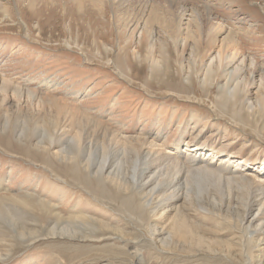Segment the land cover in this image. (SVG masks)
<instances>
[{"label":"rangeland","instance_id":"1","mask_svg":"<svg viewBox=\"0 0 264 264\" xmlns=\"http://www.w3.org/2000/svg\"><path fill=\"white\" fill-rule=\"evenodd\" d=\"M92 1L0 0V264H240L222 253L226 246L244 258L261 251L264 261V241L249 245L237 227L243 220L251 232L264 230V214L257 212L262 198L254 197L257 206L241 213L250 186L224 200L220 216L188 204L181 193L175 202L170 197L171 207H161L166 215L159 226L167 228L180 209L189 217L185 229L209 238L215 251L190 246L185 234L188 249L166 252L150 240L142 222L152 219L134 189L124 192L82 169L87 153L77 163L53 156L66 145L74 151L68 137L81 131L83 143L93 142L90 161L98 165L94 145L118 128L132 139L158 137L166 151L174 152L176 145L185 163L186 148L201 144L202 164L254 179L262 187L253 189L259 194L264 189V0H183L186 12L172 26L182 29L179 34L168 27L176 16L161 0ZM149 1L160 10L147 40L143 25L134 29L128 20L135 5L145 17L143 5ZM191 6L199 11L200 27L191 21ZM216 26L224 33L217 38ZM230 31L238 53L228 49L219 55V42ZM3 82L9 89H2ZM42 130H55L57 144L45 147ZM189 183L198 190L192 179ZM152 187L147 181L145 192ZM217 190L212 182L205 188L210 196ZM168 195L160 191L155 197ZM74 215L121 225L127 236L80 223ZM53 227L78 236L93 230L95 238L48 235Z\"/></svg>","mask_w":264,"mask_h":264},{"label":"bare ground","instance_id":"2","mask_svg":"<svg viewBox=\"0 0 264 264\" xmlns=\"http://www.w3.org/2000/svg\"><path fill=\"white\" fill-rule=\"evenodd\" d=\"M161 1L166 7L170 8V12H173L176 16L172 23H168V27L171 28L175 24L177 16H184L186 12V9L181 7L180 4L183 5L185 3L187 4L188 2L183 0H176L175 3L177 5L173 6L172 0ZM75 2L80 3V0H75ZM92 2L97 4L99 8L102 5L100 1ZM123 3H125V0H120L119 5H122ZM30 7H32L31 4ZM158 8L159 7H157V4H155V2L150 3L149 1V3L143 5V9L145 11L147 10V15L143 17V12L139 9L138 5H135L133 9H131L133 14H131L132 18L130 17L131 19L129 18L128 20V25L132 24L134 26V29H137L138 27L140 28V24H142V31L146 39L149 40L150 35L152 34V24L155 22L154 16ZM194 8L195 7L191 6V21L195 22L196 26L200 27L201 23L198 21L199 11ZM207 9L210 12V7H207ZM134 12H136V16ZM209 12H204V14H209ZM186 23H188V20H186ZM181 25H179V27ZM172 28L173 30H176L178 34L182 30L178 29L177 26ZM187 30L188 29H186V31ZM220 34H224L221 27H214L213 35L217 38V36ZM214 41L216 42V39H214ZM228 49L235 50L234 55L238 53L239 50L238 45L234 40V33L231 31L229 33H226L222 40L219 42L218 54H223ZM235 57L231 58L229 63L233 62L235 60ZM2 89H9V83L3 82ZM17 89L19 90L18 87ZM5 119L9 120V117L6 114ZM54 131L55 130H52L50 132L48 131V133H43L42 130V134L46 136V144H44L45 147H50L57 144L53 136ZM82 134L83 132L77 131L75 135L68 137L69 144L72 146L74 151H69V146L66 145L64 148L53 152V156L60 161L66 160L68 162L77 163L79 162V156L82 153H87L88 157L86 158L85 162L81 161L82 164L80 163L82 169H84L89 174L91 173L100 181L110 182L112 185L124 192L132 191V189H134L136 191L138 203L140 204V206L145 208L144 212L149 216V218L152 219V221L150 222L152 224H146L143 220L142 224L147 229L146 232L149 233L151 237L150 240L157 246L158 250L160 251L167 252L171 250L181 251L182 249H188L187 246H184V240L186 238L185 234L188 235V243L190 246L193 247V243L195 244V246H201L202 244H204L208 247L209 251H215V249L212 248V244L209 238L197 236L198 234L195 233L192 229H185V221H187L189 217L186 213H183L184 211H181L180 209H175L167 228H165L166 230L163 227L159 226L160 224L158 223V221L163 219L166 215L161 208L162 205L164 203L167 204L170 200V197H174L173 199H171V203L175 202V200L180 197L178 196L180 193L181 195H184V199H186L188 204H194L198 206V209L202 210L206 214H215L220 216L223 201L233 199L235 193H239V195H241L242 191L247 190L250 186L251 188L246 193L245 203L241 206V213L244 216V214H246L249 210L257 206V203L252 201V199L254 197H260L262 198V202L260 203V205H258L259 207L257 212L262 211V214H264V189H262L261 191L259 190V194H255L253 192V189H260L261 186L256 185L254 179L243 176L242 174H240V172L232 173L235 171L227 172L223 171V168H213L209 165V163L202 164V160L197 156H200L202 150H204L205 148L204 146L202 148L201 144H194L192 147L186 148L185 151L187 162L185 163L183 160H179L178 155L175 153V151L178 150L176 145L174 152L166 151V143H164L163 141L159 142L160 138L158 137H141L139 135V137L132 139V137L125 134V131L123 129L115 128L113 131H110V134L105 133L108 136L105 138L106 135H104L102 137L103 140L94 145V151L97 152V155L101 158L98 165L93 166L90 161L93 142L89 140V142L83 143L81 139ZM179 140H182V138L180 137ZM212 157L214 156L212 155L211 158ZM154 158H156L155 162L151 163L152 159ZM227 164H229V161H227L226 165ZM93 167L96 169H93ZM92 169L95 170L94 173ZM252 169L255 170V168ZM190 179H192L195 185L199 187L198 190L194 189L195 186L193 184L189 183ZM147 181H149L153 185V187L148 192H145V183ZM199 182L202 184V187L199 186ZM211 182L213 184V187L215 186L218 190L212 193V195L210 196L206 193L205 188L208 190V186L211 185ZM160 191H164L169 195L160 200H157L155 194ZM203 193L206 194L203 195ZM219 203L221 204L220 207ZM166 206L171 207L169 204H167ZM231 210L232 213H238L234 209ZM87 217L88 216L81 217V215H74L72 216V219L85 224H88L90 222L93 224V226L97 225V229L99 227L100 229L102 228L104 230H109L118 238H125L127 236L125 235V227H122L121 225L111 226L101 220ZM242 222L243 220H240L237 226L243 233L241 235L242 239L248 242L249 245H253L256 248V246H258L257 244L260 241H264V230H261L260 232H251L249 231L250 225L244 227ZM163 229L167 233L166 238L164 239L161 237L163 236ZM92 232L93 230L86 229L82 232L81 236H78V233H76V231L70 233L68 230L63 228L60 229L59 232V229L57 227H53L49 230L48 235L84 240L95 238L92 237ZM191 242L192 244H190ZM226 248V251L222 253L231 256V259L235 262H238L240 264H264V261L262 259H259L262 258L261 251L259 252L260 255H258L257 257L252 256L250 253H248L247 257L244 258L241 256V254H239L240 252L235 251L234 248H230V246H226ZM242 248L245 252H247L245 250L247 249L246 247ZM135 252L137 251L135 250Z\"/></svg>","mask_w":264,"mask_h":264}]
</instances>
